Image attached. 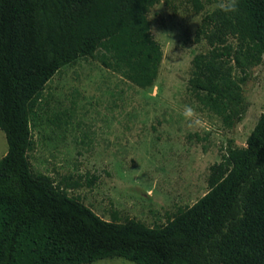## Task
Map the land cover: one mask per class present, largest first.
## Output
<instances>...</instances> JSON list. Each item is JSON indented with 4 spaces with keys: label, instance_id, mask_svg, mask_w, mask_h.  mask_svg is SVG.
I'll list each match as a JSON object with an SVG mask.
<instances>
[{
    "label": "trees",
    "instance_id": "obj_1",
    "mask_svg": "<svg viewBox=\"0 0 264 264\" xmlns=\"http://www.w3.org/2000/svg\"><path fill=\"white\" fill-rule=\"evenodd\" d=\"M159 1L0 0V264H264V112L246 146L210 166L207 193L164 224L104 219L33 169L32 121L62 67L93 57L141 88L154 84L163 50L149 11ZM189 1L199 12L214 0ZM202 40L209 49L194 56L189 87L232 127L245 113L242 83L263 58L264 0L206 12Z\"/></svg>",
    "mask_w": 264,
    "mask_h": 264
},
{
    "label": "rangeland",
    "instance_id": "obj_2",
    "mask_svg": "<svg viewBox=\"0 0 264 264\" xmlns=\"http://www.w3.org/2000/svg\"><path fill=\"white\" fill-rule=\"evenodd\" d=\"M217 3L199 12L189 0L151 7V32H159L154 38L163 58L150 87L93 57L62 67L46 84L32 121L34 171L51 176L104 219L136 218L150 226L166 223L207 193L210 166L228 146H246L264 112V54L242 83L245 113L232 127L189 87L194 56L209 49L206 41H195V32ZM185 105L192 117L183 116ZM7 151L0 128V159ZM84 264L138 263L113 257Z\"/></svg>",
    "mask_w": 264,
    "mask_h": 264
},
{
    "label": "clouds",
    "instance_id": "obj_3",
    "mask_svg": "<svg viewBox=\"0 0 264 264\" xmlns=\"http://www.w3.org/2000/svg\"><path fill=\"white\" fill-rule=\"evenodd\" d=\"M237 3H238V0H218L216 7H218L219 9H221L222 11L226 13H231V12L236 11ZM192 20L198 23V18H192ZM152 32H153V38L155 37L156 34L159 33L155 29H152ZM192 115H193L192 107L189 105H185L183 108V116L185 118H189V117H192Z\"/></svg>",
    "mask_w": 264,
    "mask_h": 264
}]
</instances>
